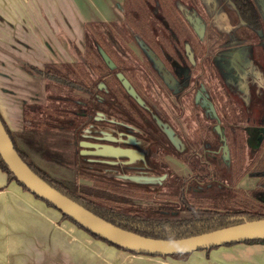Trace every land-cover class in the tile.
<instances>
[{
  "label": "flooded vegetation",
  "instance_id": "obj_1",
  "mask_svg": "<svg viewBox=\"0 0 264 264\" xmlns=\"http://www.w3.org/2000/svg\"><path fill=\"white\" fill-rule=\"evenodd\" d=\"M139 1L142 12L137 14L136 28L127 23L124 6V18L114 22L121 26L119 35L121 43L119 48L123 57L121 64H115L102 49L116 68L111 69L103 58L106 65L115 72L109 73L96 84L91 98L96 108L93 121L88 122L84 127L80 138L72 129L52 130L72 131L74 135L72 145L76 156L75 172L79 160L78 154L84 162L83 171L96 174L110 170L122 174L156 173L160 176L166 175V182L177 178L193 177L194 170L191 164L221 162L225 165L223 162L225 157L224 136H221V130L223 133L227 130L226 147L229 151L235 143L245 147L247 139L245 140L242 134L249 132V126L241 125L244 123L242 121L244 118L240 115L241 108H234L230 104L231 92L238 94L241 100L247 102L246 108H253L257 105L261 109L260 119L264 131V62L261 54L258 57V53L254 50L244 49L243 45L246 46L251 42L234 33L218 44L220 46L217 47L215 54L205 49L206 47L197 51L193 43L188 8L182 6V9L173 0ZM209 6L211 7L212 4L210 3ZM257 33H259L257 44L264 51V28ZM86 42L87 37L82 50L73 45L80 61L48 65H68L72 73H78V67L85 59ZM140 42L144 43V48L139 45ZM109 50L110 53L111 50ZM229 53L238 57L240 62L232 57L238 63L230 64L231 73L227 78L229 81L226 82L220 77L218 68L213 65L211 58H229L226 56ZM27 68L30 69L31 74H37L31 69L35 67ZM118 74H123L129 81L144 102L143 106L128 93L119 80ZM245 81L250 89L249 95L242 93V84ZM234 83L237 85L235 86ZM46 91V100L43 104H28L27 106L47 105L48 89ZM73 93L75 96L80 95L76 91ZM86 98L89 99V96ZM75 102L79 103V101ZM229 104L235 110L236 117L231 133L228 129H223V116L229 110ZM75 114L84 115L77 111ZM155 117L173 130L178 141L177 145L170 140L164 132L165 129L158 124ZM98 131L112 135L122 142L133 144L134 146L121 144L120 147L140 152V156H136L135 161L137 168H127L121 164L110 167L98 162L99 158L81 156V143L106 144L95 140L101 137ZM232 135L235 136L233 145L230 138ZM261 136L257 134L253 140L255 143L261 142L260 155L264 151V135ZM92 150L94 149L87 148L88 152ZM230 160H234L233 155ZM176 163L186 165L190 174L184 177L176 175L175 169L172 168V165Z\"/></svg>",
  "mask_w": 264,
  "mask_h": 264
},
{
  "label": "crops",
  "instance_id": "obj_2",
  "mask_svg": "<svg viewBox=\"0 0 264 264\" xmlns=\"http://www.w3.org/2000/svg\"><path fill=\"white\" fill-rule=\"evenodd\" d=\"M123 6L124 0H0V116L18 149L61 183L70 171L53 161L52 139L70 136L26 127L25 106L45 102L47 82L24 67L80 61L73 45L83 49L87 25L121 21ZM235 245L246 264H264V244ZM165 258L132 254L89 235L0 168V264H168Z\"/></svg>",
  "mask_w": 264,
  "mask_h": 264
},
{
  "label": "trees",
  "instance_id": "obj_3",
  "mask_svg": "<svg viewBox=\"0 0 264 264\" xmlns=\"http://www.w3.org/2000/svg\"><path fill=\"white\" fill-rule=\"evenodd\" d=\"M225 1L233 5L239 18L247 27L256 32L264 28L263 12L257 0ZM139 2V0H124L126 21L133 28L137 27V14L142 12ZM120 28L121 26L117 23L87 25L85 59L78 67V73H72L71 67L68 65H47L43 70L31 68L47 81L48 97L45 108L39 105L35 107L25 106L27 128L39 130L72 129L80 138L84 127L94 118L96 108L95 105L93 106L91 98L97 82L103 80L109 73L115 72L104 62L101 54L102 49L113 59L115 64L122 62L118 56L119 53L121 54L119 48L121 45ZM24 69L31 73L26 66ZM74 91L79 92L80 95L75 96ZM86 96H89V99ZM75 101H79V103ZM75 111L84 113V115L77 116ZM0 118L13 141L15 149L39 177L63 195L121 229L146 238L171 241L187 239L238 225L244 222L242 218H246L248 221L264 219V151L250 165L239 160L237 155L228 166L221 162L191 164L194 170L193 177L177 178L158 187L132 185L90 171H83L84 162L78 154L77 176L91 178L92 187L96 191V193H86L70 189L37 168L29 157L18 149L10 130L1 116ZM0 168L9 176L10 181L17 182L29 191L13 176L1 155ZM250 169L252 170L250 171ZM247 174L250 177L260 179L256 189L243 191L232 187ZM162 188H169L172 191L163 192ZM126 198L148 201L166 199L171 203L173 202V205H128L129 203L125 202ZM62 216L89 235L126 251L91 233L67 215L62 214ZM245 244H264V240L248 241ZM213 249L215 248L206 251ZM129 253L138 254L130 251ZM138 255L151 256L147 254ZM190 255L171 257L177 260H186Z\"/></svg>",
  "mask_w": 264,
  "mask_h": 264
},
{
  "label": "water",
  "instance_id": "obj_4",
  "mask_svg": "<svg viewBox=\"0 0 264 264\" xmlns=\"http://www.w3.org/2000/svg\"><path fill=\"white\" fill-rule=\"evenodd\" d=\"M257 3L263 12L264 18V0H257ZM101 52L105 62L109 64L111 69H115L116 66L109 56L103 51ZM118 78L128 93L143 106L144 102L138 96L125 76L123 74H118ZM155 118L158 121V124L165 129L164 132L170 140L177 145L178 141L175 138L173 130L167 125L162 124L159 118ZM97 133L101 135V137L96 138L95 140L97 142H105L106 144H93L90 142L81 143V156L99 158L100 160H97L98 162L106 164L110 167H116L121 164L127 168H137L135 161L136 156H140V152L120 147L121 144L134 146L133 144H130L129 142H122L115 139L112 135L104 132L98 131ZM81 136L86 138L84 135ZM87 148H92L94 150L88 152ZM0 155L9 170L13 173V176L22 185H24L29 192L38 196L41 200L49 203L59 212L67 215L91 233L128 252L147 254L156 257H171L175 255L192 254L194 252L209 250L212 248L241 244L248 241L264 240V219L248 221L246 218H242L244 222L238 225L187 239L171 241L146 238L133 232L121 229L87 210L69 197L63 195L39 177L21 158L15 149L13 141L3 125L1 118ZM98 174L106 178H111L132 185L151 187L162 186L167 178L166 175L160 176L145 172L122 174L118 171L111 170L98 172Z\"/></svg>",
  "mask_w": 264,
  "mask_h": 264
},
{
  "label": "rangeland",
  "instance_id": "obj_5",
  "mask_svg": "<svg viewBox=\"0 0 264 264\" xmlns=\"http://www.w3.org/2000/svg\"><path fill=\"white\" fill-rule=\"evenodd\" d=\"M164 0H161L163 2ZM177 5L180 7L185 6L190 10L189 15V21L191 24L192 29V36H193V43L196 45L197 51H200L203 47L209 52L211 51L213 54L217 52V47H219L221 42L228 39V37L234 33L238 37L245 38L248 42H251L247 44L246 46L243 45L244 49L247 50H254L255 53H258V57L263 58L264 62V51L258 46V37L259 33L254 31L253 29L247 27L239 18L237 12L235 11L233 5L225 0H173ZM212 4L210 7L209 4ZM183 9V7H182ZM143 42H140V46L144 48L145 45H143ZM216 47V48H215ZM142 49V48H141ZM226 54L229 58H223V59H216L211 58L213 65L218 68L220 77L225 80L226 82L229 81L227 78H229V74L231 73V69H229L230 64H235L240 62V59L238 57H234L232 55ZM246 54V53H245ZM120 60H123L122 55L119 53ZM225 56V57H226ZM236 58L238 60L235 61L233 58ZM256 58V57H255ZM258 61V58H256ZM243 66V65H242ZM131 68V67H130ZM246 71V68H244ZM235 84V83H234ZM237 84H235L236 86ZM239 89V88H238ZM249 86L245 82L242 84V93L244 95H249ZM241 93V94H242ZM230 104L234 108H241V116L245 119L242 121L241 125L249 126V132L243 133V137L246 140L247 144L245 147L241 146L239 143H235L232 150L229 151L227 146V130L230 133L232 132V126L235 125V110L232 108V106L228 105V111L224 113L223 116V129L226 130L224 133H222V137L224 139V163L226 166L229 165L231 155L234 156L237 155L239 160H242L246 165H250L251 162H253V158H255L256 155L260 154V145L261 142L255 141L253 142L255 136L257 134L264 135V131L262 129L263 123L261 122V115L262 111L259 109V107L254 106L256 108H246L247 102L245 100H241V98L238 96V94L231 92L230 94ZM63 104V103H62ZM246 104V105H245ZM231 109H230V107ZM45 108V106H43ZM252 109V110H251ZM255 110V111H254ZM228 114V115H227ZM220 130V129H219ZM60 132H66L70 136V140H62V135H57L60 139H52L54 142V148H53V161L56 162L59 167L63 166L64 172L65 169L70 171L69 175H67L68 182H62L65 183L70 189L72 190H78L80 192H86V193H96V191L93 189V181L91 178H84V177H78L75 172V164H76V156L74 153V146L72 145V140L74 138V135L72 131L69 130H61ZM229 133V134H230ZM226 135V136H225ZM261 136V137H262ZM233 142L235 141V136H230ZM262 140V139H261ZM238 141V139H237ZM231 152V153H230ZM70 153V154H69ZM231 154V155H230ZM31 161V158H29ZM32 162V161H31ZM172 168L175 169L176 175H180L181 177L187 176L190 174V170L184 165L183 163H176L172 165ZM252 169H250L251 171ZM60 171V169H59ZM72 172V175H71ZM60 173V172H59ZM62 175V174H61ZM70 182L72 178H74ZM76 177H78L76 179ZM56 180L55 178H53ZM57 181V180H56ZM167 181V180H166ZM165 181V182H166ZM173 181V180H171ZM259 178L250 177L249 174L242 177L236 184L232 185V187L241 189L243 191H251L258 187L259 185ZM164 182V183H165ZM170 182V181H169ZM164 183L162 186H164ZM163 192H171L172 190L162 188ZM128 202V205L133 204H141V205H159V206H165V205H173V202H169V200H158V199H152V200H131L126 198L125 202ZM172 201V200H171ZM80 231V230H79ZM82 232V231H80ZM238 245H234L233 247H230V249L227 246L218 247L215 248L209 253L206 250L198 251L197 253H192L190 257L186 260H177L172 257L165 258L163 260L167 261L168 264H246L245 261L242 259V252L239 248H237ZM228 248V249H227ZM206 251V253H205ZM211 252V253H210ZM156 259V258H154ZM238 259V260H236ZM159 260V259H158ZM236 260V261H233ZM130 262H133L130 260Z\"/></svg>",
  "mask_w": 264,
  "mask_h": 264
}]
</instances>
